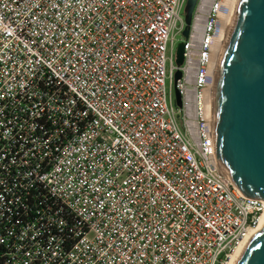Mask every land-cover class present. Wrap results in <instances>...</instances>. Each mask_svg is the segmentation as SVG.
Returning <instances> with one entry per match:
<instances>
[{"label": "built area", "instance_id": "obj_1", "mask_svg": "<svg viewBox=\"0 0 264 264\" xmlns=\"http://www.w3.org/2000/svg\"><path fill=\"white\" fill-rule=\"evenodd\" d=\"M186 2L0 0V264H231L259 226L212 146L231 1H196L174 67Z\"/></svg>", "mask_w": 264, "mask_h": 264}, {"label": "water", "instance_id": "obj_2", "mask_svg": "<svg viewBox=\"0 0 264 264\" xmlns=\"http://www.w3.org/2000/svg\"><path fill=\"white\" fill-rule=\"evenodd\" d=\"M196 1L184 7V38ZM182 55L180 43L178 66ZM213 132L219 174L242 196L264 201V0L239 1L214 85ZM236 264H264V226Z\"/></svg>", "mask_w": 264, "mask_h": 264}, {"label": "bare ground", "instance_id": "obj_3", "mask_svg": "<svg viewBox=\"0 0 264 264\" xmlns=\"http://www.w3.org/2000/svg\"><path fill=\"white\" fill-rule=\"evenodd\" d=\"M231 1V5L229 7V12L228 14L225 16L224 20H223V26L221 28V41L219 43V54H218V59H217V66L215 69V73H214V79H213V93H214V85L216 83V79H217V73H218V69H219V64H220V59H221V55L222 52L224 50V46L226 43V40L228 38L229 32L232 28L233 22H234V18L237 12V8H238V4L240 0H230ZM212 112H213V107H212ZM212 146H213V150H214V156L216 158V153H215V147H214V132H213V115H212ZM264 226V216L263 218L260 220V224L259 226L255 229L254 232H252L247 238H245V240L243 241L242 245L240 246V248L237 251L236 256L233 258V261L231 262V264H236V261L238 260V258L241 256L242 252L244 251L245 247L247 246L248 242L250 241V239L252 238V236L260 231Z\"/></svg>", "mask_w": 264, "mask_h": 264}, {"label": "rangeland", "instance_id": "obj_4", "mask_svg": "<svg viewBox=\"0 0 264 264\" xmlns=\"http://www.w3.org/2000/svg\"><path fill=\"white\" fill-rule=\"evenodd\" d=\"M181 17L184 18L183 12L181 13ZM179 26V24H177ZM170 37L172 38L173 44H172V52H173V58H172V65L174 67H176V61H175V56H176V50H177V46L178 44L182 43L184 37L183 35L177 34L176 31H173L170 35ZM170 48V44H167V49L169 50ZM170 67L169 61L166 62V70L168 71ZM165 89H166V93H167V99L169 96V91L171 92V96L172 99H175V93H174V80L172 79L171 84L169 82V77H168V72H167V78L165 79ZM196 154L198 155V152L196 150Z\"/></svg>", "mask_w": 264, "mask_h": 264}]
</instances>
